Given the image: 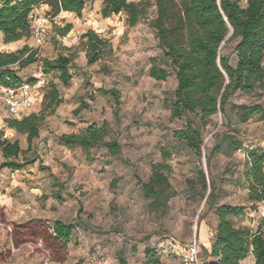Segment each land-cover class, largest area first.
<instances>
[{
  "label": "rangeland",
  "instance_id": "rangeland-1",
  "mask_svg": "<svg viewBox=\"0 0 264 264\" xmlns=\"http://www.w3.org/2000/svg\"><path fill=\"white\" fill-rule=\"evenodd\" d=\"M102 1L88 0L81 16L63 11L54 15L46 3L32 11L34 28L42 30V42L34 30L23 39L37 49L39 58H53L59 52L73 55V77L64 85L57 71H41L39 59L19 70L23 80L33 85V104L20 118L41 111L50 82L57 86L63 102L46 117L29 149L27 135H16L22 148L17 160L31 162L22 170L0 168V264H58L53 251L49 253L41 242L17 244L14 240V223L36 217L75 225L65 261L59 264H96L101 254L111 264H144L145 248L151 246L152 238L188 243L195 237L201 242L202 261H209L217 224L215 210L221 203L245 204V214L235 217L234 225L264 232V200L258 204L247 200L244 177L247 151L264 148V118L253 115L241 120V105L260 103L264 107V86L252 92H233L224 112L206 121L194 112L174 117V70L169 69L165 80L149 75L153 63H165L156 30L150 25L155 7L150 8L148 19L131 26L124 12L103 17ZM69 22L72 30L64 37L58 35L55 25ZM89 28L113 46L111 53L94 64L87 63L81 43V35ZM235 44L236 40L227 42L222 49L232 63ZM99 88L118 89L121 103L117 105L111 93ZM3 97L0 88L1 139L4 119L14 117ZM104 121L109 126L106 138L121 145L117 154L102 145L84 150L60 140L64 133H78L93 122L102 125ZM190 122L202 130L201 154L176 137V131ZM228 134L241 139L240 149H231ZM216 144L220 149L211 152ZM3 161L0 149V165ZM154 164L162 166L171 184L157 201L142 188ZM201 169L215 184L212 197L209 182L201 183ZM161 258L165 264H183L179 257Z\"/></svg>",
  "mask_w": 264,
  "mask_h": 264
},
{
  "label": "trees",
  "instance_id": "trees-1",
  "mask_svg": "<svg viewBox=\"0 0 264 264\" xmlns=\"http://www.w3.org/2000/svg\"><path fill=\"white\" fill-rule=\"evenodd\" d=\"M88 0H0V32L5 43L28 38L34 30L32 11L42 3L50 6L54 15L74 12L78 16ZM103 0L100 13L103 17L126 13L129 24L148 19L149 10L155 7V16L150 25L156 30L158 45L164 54L165 63H153L149 75L165 80L172 68L177 79L175 99L171 111L174 117L194 112L201 121H206L218 112H224L230 95L235 91L252 92L264 86V0ZM73 28L72 23L55 25L58 35L64 37ZM236 40L233 48L235 62L222 52L227 42ZM81 43L88 64H94L113 51L109 39L89 28L81 35ZM41 61V71L49 74L57 71L64 85L72 80L70 69L74 65L73 55L59 52L55 57H38L37 49L29 45L17 51L0 50V86L11 87L24 82L19 70L36 60ZM155 60V58H152ZM29 82V81H28ZM100 90L111 93L117 105L120 92L116 88ZM63 97L54 82L44 95V106L40 112H31L22 118L6 117V125L27 135L28 149L40 134L46 117L55 112ZM85 106V102H82ZM241 120L247 121L253 115L264 118V107L260 103L241 105ZM107 122L87 125L78 133L62 134L60 140L66 145H80L89 150L95 145L104 146L110 153L117 154L121 145L116 139H107ZM176 137L201 154L204 140L200 127L191 122L176 131ZM233 150L242 147L240 138L226 135ZM0 149L5 161L0 168L13 171L24 169L31 160H17L22 151L19 140L0 138ZM217 144L211 152L219 150ZM247 169L245 185L247 200L258 204L264 200V148H251L246 154ZM209 165V159H208ZM160 164H154L148 181L143 182L145 195L160 200L171 186L168 175ZM201 183L211 188L210 175L203 169L199 172ZM245 204L221 203L216 207L217 224L208 249L211 260L202 264H241L252 255L254 264H264V232L253 231L247 226H235L233 219L245 214ZM75 225L62 219L31 218L14 223L13 236L17 244L41 242L49 253L53 251L56 263L65 261L67 248L72 240ZM144 264H165L155 249L145 248Z\"/></svg>",
  "mask_w": 264,
  "mask_h": 264
},
{
  "label": "built area",
  "instance_id": "built-area-1",
  "mask_svg": "<svg viewBox=\"0 0 264 264\" xmlns=\"http://www.w3.org/2000/svg\"><path fill=\"white\" fill-rule=\"evenodd\" d=\"M44 19L43 21H45ZM38 42H42V30L40 26L34 28ZM4 95V102L7 105L10 113L20 118L24 115L25 110L33 104V85L28 81H24L19 85L11 87L0 86ZM122 240V237H117ZM151 247L155 249L160 257H179L183 264H202L201 259V242L195 237L188 243H180L175 239L150 241ZM96 264H111V259L101 254L96 259Z\"/></svg>",
  "mask_w": 264,
  "mask_h": 264
},
{
  "label": "crops",
  "instance_id": "crops-1",
  "mask_svg": "<svg viewBox=\"0 0 264 264\" xmlns=\"http://www.w3.org/2000/svg\"><path fill=\"white\" fill-rule=\"evenodd\" d=\"M1 39H2V43L0 44V50H4V51H17V50L21 49L23 46L28 45L26 43L25 39H23V38L22 39H19V40H16V41H12V42L5 43L3 41V34H2V32H1ZM22 80H23V78H22ZM1 129L3 131L2 132L3 139L4 138H7V139L12 140V141L18 139V136H16V135L19 132L16 129H14L12 127H9L8 125H6V123L2 124V128ZM201 241L207 247L206 241H204V240H201ZM208 241H210V240H208ZM243 261L246 264H249L252 261V263L254 264V261L255 260H254L253 257L249 256L248 258H246Z\"/></svg>",
  "mask_w": 264,
  "mask_h": 264
}]
</instances>
